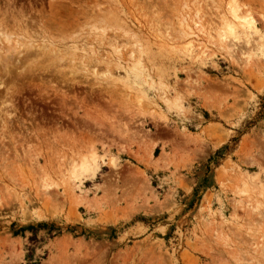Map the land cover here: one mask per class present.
<instances>
[{"label": "rangeland", "instance_id": "rangeland-1", "mask_svg": "<svg viewBox=\"0 0 264 264\" xmlns=\"http://www.w3.org/2000/svg\"><path fill=\"white\" fill-rule=\"evenodd\" d=\"M0 52V264H264V0H0Z\"/></svg>", "mask_w": 264, "mask_h": 264}, {"label": "bare ground", "instance_id": "bare-ground-1", "mask_svg": "<svg viewBox=\"0 0 264 264\" xmlns=\"http://www.w3.org/2000/svg\"><path fill=\"white\" fill-rule=\"evenodd\" d=\"M129 2V1H128ZM127 3V2H126ZM131 3V2H130ZM129 3H127V5H128ZM149 4V3H148ZM184 5V4H183ZM108 6V5H107ZM148 6H150V5H148ZM129 7V6H128ZM194 7H195V5H194ZM196 7H197V5H196ZM184 8H186V6L184 5ZM198 8H199V5H198ZM195 9V8H194ZM200 9V8H199ZM149 10V9H148ZM181 10H183L182 9V7H181ZM93 11V10H92ZM187 11H188V9H187ZM187 11H185L184 12V10H183V13L184 14H180L181 16L178 18L177 17V23H176V28H175V31H176V34H175V36H171V34L169 33V30L170 29H168V28H163L164 30V32L162 33L161 31H159V29H157V31H156V33H159V34H163V36L165 35V37L167 38V39H178L179 40V42L180 41H186L187 43H193V42H198V43H200L201 41H203V43H204V41H206L205 42V44H209V42H207V40H211L212 38H214V39H216L220 44V48H222V49H225V50H227V51H230V48H229V44H231L229 41H228V36L230 35H232V40H237V36H235L236 34H232V32H233V28L231 29V27L229 26V24H230V22L228 23V22H226V19H227V17H226V15H223L222 13V15L220 14V17L218 18V21H219V23H221L220 24V27H219V25H218V27H216V26H212V27H210V28H208V27H205L203 24H201L202 22L200 21L201 19H199L198 21L197 20H193L194 19V16L192 17L193 19H191V23L190 22H188V17H189V13L190 12H187ZM193 11H195L196 13L197 12H199L198 11V9L196 8L195 10H193ZM157 12V11H156ZM174 12V11H173ZM194 12V13H195ZM115 13V12H114ZM178 13V12H177ZM153 15H157V14H155V11H154V14ZM152 14H151V16H153ZM197 16V19H198V14L196 15ZM195 16V17H196ZM226 18H225V17ZM143 17V16H142ZM154 17V16H153ZM158 18V17H157ZM201 18V17H200ZM100 19V18H99ZM98 20V19H97ZM86 21V20H85ZM84 21V22H85ZM92 21V20H91ZM101 22L103 21V20H100ZM117 21V20H116ZM88 22V21H87ZM151 22V21H150ZM157 23V22H156ZM160 23V22H159ZM87 24V23H86ZM96 24V23H95ZM106 24V23H105ZM152 24V23H151ZM218 24V23H217ZM92 25V24H91ZM153 25V24H152ZM167 25V24H166ZM222 25V26H221ZM86 26V25H85ZM88 26V25H87ZM165 26V25H164ZM232 26V25H231ZM92 27H93V29H94V26L92 25ZM152 27V26H151ZM153 27H154V25H153ZM101 27H99V29H100ZM103 28H105V27H103ZM148 28H149V26H148ZM157 27H155V29H156ZM90 29H92V28H90ZM178 29V30H177ZM96 31L98 30V29H95ZM94 30V31H95ZM100 31V30H99ZM175 31H174V33H175ZM95 33V32H94ZM99 33V32H98ZM173 33V34H174ZM94 36V35H93ZM134 37V36H133ZM132 37V38H133ZM135 38V37H134ZM133 38V39H134ZM165 38V39H166ZM171 40V41H172ZM115 42V41H114ZM211 42V41H210ZM202 43V42H201ZM213 44V42H211V44L210 45H212ZM215 44V43H214ZM217 44V43H216ZM232 45V44H231ZM16 46V45H15ZM6 48H8V49H10L11 48V50L10 51H14V50H12L13 49V47L11 46L10 48L9 47H6ZM15 49H16V47H14ZM8 49H6V51H5V53L6 54H9V52H7V50ZM226 51V52H227ZM12 52H11V54H12ZM5 54V55H6ZM9 58V56H4V54L3 53H1L0 52V67L5 71L6 70V66H7V64H8V62H7V59ZM4 81V80H3ZM0 83H1V80H0ZM64 94V93H63ZM4 97V96H3ZM6 101V100H5ZM11 101V100H10ZM6 107V106H5ZM3 108V107H2ZM6 115V114H5ZM93 161H94V159H93ZM88 163H90V162H88ZM88 166V165H87ZM85 167H86V165H85Z\"/></svg>", "mask_w": 264, "mask_h": 264}]
</instances>
